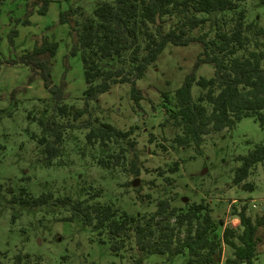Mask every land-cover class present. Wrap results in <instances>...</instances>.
Here are the masks:
<instances>
[{"label": "trees", "instance_id": "1", "mask_svg": "<svg viewBox=\"0 0 264 264\" xmlns=\"http://www.w3.org/2000/svg\"><path fill=\"white\" fill-rule=\"evenodd\" d=\"M37 1L43 5L38 11L44 12L49 0L33 2ZM246 1L98 0L91 11L80 5L60 10L58 21L67 23L72 39L70 53L79 54L83 68L82 106L65 100L68 94L64 81H53L51 70L57 40L42 34L30 49L7 58L11 63L26 64L29 80L40 77L50 93V112L46 106L45 115H32L40 131L30 134L41 147L43 161L51 164L63 154L61 145L68 129L84 127L86 142L98 149V154H93L98 164L125 167L127 153L131 151L130 166L126 169L138 174L133 126L118 127L100 119L91 111L89 102L114 84L130 83V97L141 107L143 94L136 79L143 76L168 44L198 42L195 67L207 62L214 69L211 76H196L194 71L186 74L173 94L161 91L162 124L175 129L171 137L174 145H193L200 153L206 135L231 128L244 116L254 117L264 127V26L254 27L247 19L242 5ZM3 3L0 0V13ZM32 8L17 21L29 23ZM17 33L15 27L9 31L11 44ZM193 83L199 87L196 95L192 93ZM154 139L155 134L150 131L148 141ZM235 159L239 163L233 168L230 183L253 189L255 184L247 177L258 162L264 161V143H255ZM176 168L174 162L170 169ZM99 192L97 189L73 198L69 194L55 195L51 190L33 194L20 185L17 191H11L8 202L30 208L51 204L64 211L61 220L79 219L96 232L98 241H108L113 251L133 240L141 255L183 254L192 264H211L219 260L224 244L231 250L226 262L254 264L263 237L259 229L264 225V214H251L246 200L231 206L230 215L239 222L223 225L220 232L219 220L212 216L209 202L194 200L173 205L171 198L162 197L157 199L153 211L129 214L112 202L96 199ZM1 195L0 185V198Z\"/></svg>", "mask_w": 264, "mask_h": 264}, {"label": "rangeland", "instance_id": "2", "mask_svg": "<svg viewBox=\"0 0 264 264\" xmlns=\"http://www.w3.org/2000/svg\"><path fill=\"white\" fill-rule=\"evenodd\" d=\"M33 1L4 0L0 13V264H192L183 254L141 255L133 240L113 251L108 241H98L96 232L79 219L61 220L64 211L51 204L30 208L8 202L11 191H17L20 185L33 194L51 190L55 195L69 194L73 198L100 189L96 199L112 202L129 214L153 211L157 199L162 197L171 198L173 205L202 200L209 202L212 216L219 220L220 232L223 225L239 222L230 215L234 203L246 200L251 214H264V161L258 162L247 177L254 182L253 189L230 183L233 168L239 163L235 157L248 152L255 143H264V127L254 117L244 116L231 128L206 135L200 153L193 145H174L171 137L175 129L162 124L161 91L173 94L191 71L196 76L213 74L210 63L195 67L198 42L168 44L148 65L143 76L136 79L143 94L141 107L130 97V83L114 84L89 102L91 111L100 119L118 127L133 126L138 174L126 169L130 166L131 151L127 153L125 167L98 164L93 155L98 154V149L86 142L84 127L68 129L61 145L63 154L46 164L41 147L30 134L40 131L32 115H45L46 106L50 112V93L40 77L29 80L26 64L11 63L7 58L30 49L42 34L57 40L51 70L53 81H64L68 94L65 100L82 106L85 80L81 60L78 53H70L68 25L58 21V14L77 5L91 11L98 0H49L44 12L38 11L42 2ZM242 5L254 27L264 26V0H247ZM30 7L33 12L28 15L29 23L17 21ZM14 27L18 33L11 44L8 33ZM198 91V85L193 83V95ZM150 131L155 134L151 142ZM174 162L177 168L172 171L170 166ZM135 177L137 185L132 184ZM183 196L187 199L183 200ZM259 232L263 237L254 264H264V225ZM222 248L219 260L211 264H235L226 262L230 248L224 244Z\"/></svg>", "mask_w": 264, "mask_h": 264}, {"label": "water", "instance_id": "3", "mask_svg": "<svg viewBox=\"0 0 264 264\" xmlns=\"http://www.w3.org/2000/svg\"><path fill=\"white\" fill-rule=\"evenodd\" d=\"M132 184H133V185H137V184H138V178H137V177H135V178L132 180ZM182 199H183V200H186V199H187V196H183Z\"/></svg>", "mask_w": 264, "mask_h": 264}, {"label": "built area", "instance_id": "4", "mask_svg": "<svg viewBox=\"0 0 264 264\" xmlns=\"http://www.w3.org/2000/svg\"><path fill=\"white\" fill-rule=\"evenodd\" d=\"M255 204H253V206H254Z\"/></svg>", "mask_w": 264, "mask_h": 264}]
</instances>
